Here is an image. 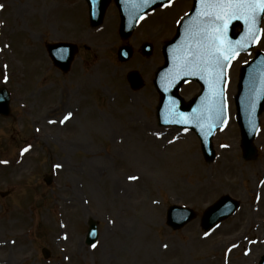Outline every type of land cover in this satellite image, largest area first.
I'll return each mask as SVG.
<instances>
[{
  "label": "rangeland",
  "instance_id": "rangeland-1",
  "mask_svg": "<svg viewBox=\"0 0 264 264\" xmlns=\"http://www.w3.org/2000/svg\"><path fill=\"white\" fill-rule=\"evenodd\" d=\"M71 2L0 0V86L11 97L9 115H0V192L8 191L0 195V260L257 264L264 254V110L253 141L257 156L244 160L233 95L240 66L254 50L264 51V18L257 46L228 69V122L213 137L215 158L208 163L193 132L157 125L158 94L151 83L162 63L161 46L192 1L157 9L121 40L114 5L102 25L91 28L86 2ZM60 40L83 50L65 75L44 46ZM146 40L150 57L140 53ZM124 43L132 56L120 63L115 51ZM131 70L143 80L138 89L126 80ZM198 90L188 83L180 94L189 100ZM45 176H51L49 184ZM224 194L237 200V211L204 232L202 212ZM170 204L190 207L197 216L171 230L165 225ZM88 220L98 228L91 247L85 242Z\"/></svg>",
  "mask_w": 264,
  "mask_h": 264
},
{
  "label": "water",
  "instance_id": "water-1",
  "mask_svg": "<svg viewBox=\"0 0 264 264\" xmlns=\"http://www.w3.org/2000/svg\"><path fill=\"white\" fill-rule=\"evenodd\" d=\"M87 1L91 15L97 14V20L92 23L99 24L108 0ZM192 1L191 10L179 22L175 36L163 47L164 65L158 69L154 80L160 94L156 112L158 121L163 124L186 126L195 130L201 140L203 155L210 161L213 158L210 138L217 128L224 125L226 119V67L233 57L254 47L259 38V24L264 13H258L255 24L250 17L245 18L242 12L237 13L234 18L225 15L222 20H216L214 17L225 10L205 9L202 0ZM168 2L169 0H115L121 18L120 33L127 36L140 16ZM204 12L210 15H202ZM237 26L239 31L236 30ZM47 49L54 64L61 67L63 72L67 71L76 47L70 44L65 48L62 44H47ZM130 53L129 49L122 59H127ZM134 79V84L138 86V78L135 76ZM188 80L199 82L201 91L184 102L177 91ZM234 100L244 157L252 158L255 156V149L251 142L258 129V116L264 107L262 52L256 51L253 60L241 67ZM8 101L6 90L1 88L0 114H8ZM49 181L47 178L46 182ZM237 206V202L229 196L221 197L203 213V229L226 218ZM166 216L167 224L176 229L194 218L195 212L172 205L167 209ZM88 224L87 241L91 243L96 235V222L89 220ZM260 264H264V257Z\"/></svg>",
  "mask_w": 264,
  "mask_h": 264
},
{
  "label": "snow or ice",
  "instance_id": "snow-or-ice-1",
  "mask_svg": "<svg viewBox=\"0 0 264 264\" xmlns=\"http://www.w3.org/2000/svg\"><path fill=\"white\" fill-rule=\"evenodd\" d=\"M169 3H171V0H169ZM202 3L205 9L225 10L214 17L216 20H222L225 15L229 18H234L237 13L242 12L245 18L250 17L251 22L255 24L258 19V13H264V0H202ZM202 15H210V13L204 12ZM256 31H258V28ZM70 115L71 113L68 114V116ZM130 179H134V177H130Z\"/></svg>",
  "mask_w": 264,
  "mask_h": 264
},
{
  "label": "bare ground",
  "instance_id": "bare-ground-1",
  "mask_svg": "<svg viewBox=\"0 0 264 264\" xmlns=\"http://www.w3.org/2000/svg\"><path fill=\"white\" fill-rule=\"evenodd\" d=\"M72 120V118L70 119V121ZM5 263V261H3V260H0V264H4Z\"/></svg>",
  "mask_w": 264,
  "mask_h": 264
}]
</instances>
